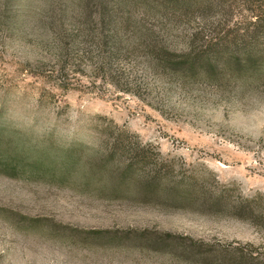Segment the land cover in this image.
Listing matches in <instances>:
<instances>
[{
	"label": "rangeland",
	"instance_id": "rangeland-1",
	"mask_svg": "<svg viewBox=\"0 0 264 264\" xmlns=\"http://www.w3.org/2000/svg\"><path fill=\"white\" fill-rule=\"evenodd\" d=\"M161 1L0 0V264H264V54L152 57L252 10Z\"/></svg>",
	"mask_w": 264,
	"mask_h": 264
},
{
	"label": "trees",
	"instance_id": "trees-1",
	"mask_svg": "<svg viewBox=\"0 0 264 264\" xmlns=\"http://www.w3.org/2000/svg\"><path fill=\"white\" fill-rule=\"evenodd\" d=\"M244 1L249 8L252 10L251 21L249 25L243 28V31L238 35H230L226 33L221 40L215 41L213 44H207V48H203L202 51H195L193 49L195 45V37L197 35L196 29L190 32V43L183 48V52L175 53L169 51L167 48H161L160 53L152 55L156 60L164 59L166 60L167 69H172L176 71L177 68L187 67L195 68L197 65H204V58L208 61V64L218 65L222 57L229 56L236 59H240V56H243V60L251 65H256L260 61L264 54V0H240ZM223 0H163L160 3L158 2L159 10L162 12V16L170 17L175 21H180L184 16H188L194 10H200L210 6L212 3L216 5H221ZM113 22V17L111 16ZM89 30V29H88ZM83 33V32H82ZM111 34L108 40H100L105 45L110 43L109 47V59L118 52L117 42L115 41V34L117 31L109 30ZM89 43V42H88ZM205 46V47H206ZM185 50V51H184ZM162 52V53H161ZM106 55V54H105ZM171 56L179 57L178 60L171 61ZM113 60V59H112ZM104 62L101 65L110 66L113 64V61ZM241 62V61H240ZM98 64V68H99ZM114 69L104 68L103 73L109 76H112ZM136 163H142L145 159V155H136ZM133 163V162H132ZM246 208V205H245ZM247 209L253 211L254 208L248 206ZM258 219V218H257Z\"/></svg>",
	"mask_w": 264,
	"mask_h": 264
}]
</instances>
